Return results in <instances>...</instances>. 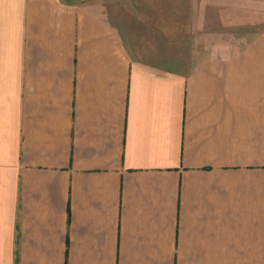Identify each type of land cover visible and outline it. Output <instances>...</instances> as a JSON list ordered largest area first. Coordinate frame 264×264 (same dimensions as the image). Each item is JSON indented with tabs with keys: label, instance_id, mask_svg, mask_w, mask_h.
<instances>
[{
	"label": "crops",
	"instance_id": "obj_1",
	"mask_svg": "<svg viewBox=\"0 0 264 264\" xmlns=\"http://www.w3.org/2000/svg\"><path fill=\"white\" fill-rule=\"evenodd\" d=\"M190 1L227 35L159 68L102 3L0 0V264H264V0Z\"/></svg>",
	"mask_w": 264,
	"mask_h": 264
},
{
	"label": "rangeland",
	"instance_id": "obj_2",
	"mask_svg": "<svg viewBox=\"0 0 264 264\" xmlns=\"http://www.w3.org/2000/svg\"><path fill=\"white\" fill-rule=\"evenodd\" d=\"M72 1L106 5L116 14L108 19L123 29L122 35L132 57L159 68L164 66V59L172 60L171 67L177 68L180 54H188L193 58L211 43L215 34L218 38L227 35L221 14V19L209 14L207 17L201 14L195 16L190 10L196 6L190 0ZM195 19L199 23L194 27Z\"/></svg>",
	"mask_w": 264,
	"mask_h": 264
}]
</instances>
